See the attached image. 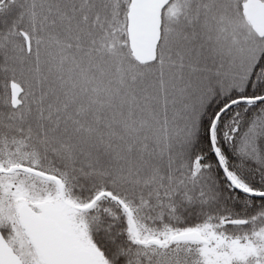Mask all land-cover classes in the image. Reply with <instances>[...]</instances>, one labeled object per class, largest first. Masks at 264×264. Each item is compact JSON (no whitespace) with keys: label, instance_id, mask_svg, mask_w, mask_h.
Segmentation results:
<instances>
[{"label":"snow or ice","instance_id":"obj_1","mask_svg":"<svg viewBox=\"0 0 264 264\" xmlns=\"http://www.w3.org/2000/svg\"><path fill=\"white\" fill-rule=\"evenodd\" d=\"M0 264H264V0H0Z\"/></svg>","mask_w":264,"mask_h":264}]
</instances>
